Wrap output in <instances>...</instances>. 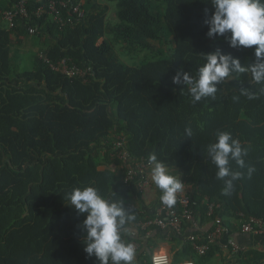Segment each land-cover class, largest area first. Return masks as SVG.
Wrapping results in <instances>:
<instances>
[{
	"label": "trees",
	"instance_id": "16d2710c",
	"mask_svg": "<svg viewBox=\"0 0 264 264\" xmlns=\"http://www.w3.org/2000/svg\"><path fill=\"white\" fill-rule=\"evenodd\" d=\"M20 1L0 0V264H98L83 251L79 225L84 217L64 199L77 187H96L105 198L124 201L136 217L126 225L127 242L139 244L135 234L163 232L137 227L153 220L155 212L131 205L132 191L138 200L144 193L124 183L125 171L112 155L116 136L124 138L130 159L155 153L173 169L172 175L184 183L194 221H209V233L219 224L226 229L204 256H197L188 240L178 256L203 260L225 249L238 264H264V255L246 259L248 255L229 244L233 234H245L241 222L251 216L264 220L262 85L245 74L218 85L215 100L193 104L187 88L172 83L178 70L195 75L206 62L203 55L217 49L247 66L255 61V46L231 49L225 37L206 35L210 0H104L102 5L95 0H53L54 11L49 0H25L33 34L19 20L9 29L2 17ZM108 3L116 7L109 38ZM73 6L83 11L81 19L72 13ZM24 37L38 50L34 69L20 72L11 66L10 47ZM116 47L126 62L117 58ZM44 59L54 65L67 59L88 77L69 79ZM241 88L257 98L241 95ZM188 125L191 138L184 135ZM221 131L248 150L244 169L232 165L243 175L227 196L221 194L224 182L215 178L217 168L207 155V146ZM248 166L255 168L251 178ZM211 204L215 207L208 216ZM182 221L183 236L192 225ZM201 243H208L205 237ZM139 245L135 264H149L151 255Z\"/></svg>",
	"mask_w": 264,
	"mask_h": 264
},
{
	"label": "clouds",
	"instance_id": "9594fccd",
	"mask_svg": "<svg viewBox=\"0 0 264 264\" xmlns=\"http://www.w3.org/2000/svg\"><path fill=\"white\" fill-rule=\"evenodd\" d=\"M210 4L213 11L204 21L208 27L206 35L209 38L225 37L231 49L255 46V61L245 66L230 53L217 49L203 55L206 62L195 75L178 70L172 83L186 87L193 104L204 98L215 100L218 85L245 74H250L252 83L262 85L260 91L264 93V0H210ZM240 93L248 99L257 98L247 88H241ZM193 134L191 125L186 126L185 137L191 138ZM215 136L216 141L207 146V155L217 168L215 178L224 182L221 194L227 196L231 194L234 182L243 175L232 165L244 169L248 150L229 132H217ZM147 162L151 180L161 193L160 202L168 208L173 207L176 194L183 190L184 183L169 174L168 167L155 153H149ZM254 171V167H247L248 178ZM111 196L116 197L113 191ZM64 199L77 215L84 217L79 228L84 234L83 251L88 257H95L98 264H135L136 249L124 236L129 231L126 225L136 217L121 198H105L99 189L87 186L73 188L65 193Z\"/></svg>",
	"mask_w": 264,
	"mask_h": 264
},
{
	"label": "built area",
	"instance_id": "2783aa9c",
	"mask_svg": "<svg viewBox=\"0 0 264 264\" xmlns=\"http://www.w3.org/2000/svg\"><path fill=\"white\" fill-rule=\"evenodd\" d=\"M25 0L20 1L14 6V8L6 10L2 13L4 21L8 24L9 29L15 27V22L17 20L22 21L23 25L26 27L30 34H33L35 28L30 24L27 11L24 7ZM62 4V3H61ZM50 9L55 10V2L49 0ZM73 14H76L78 18L83 17V11L79 9L78 6H73ZM58 22L61 20L58 18ZM42 59V56H40ZM44 61L48 62L47 59ZM49 63V62H48ZM49 67L69 79L81 78L86 81L88 74L83 69L75 66L74 64H69L67 59L59 60L56 65L49 63ZM113 158L121 162L122 168L125 171L124 183L133 184L138 192L144 193L146 189L150 187V167L148 166L147 159H130L128 151L125 147V140L122 137H115L112 148ZM176 203L178 207L168 208L164 205L158 210H155V218L151 221L140 223L137 227L141 231H148L149 227H157L161 231L167 233L171 236L181 237L183 234L182 219L187 220L191 223V230L196 231L199 228V222L194 221L191 212L189 211V199L185 196H179L176 198ZM214 205H208V216L212 214ZM179 209L182 211L180 215ZM240 231L245 234H264V220L258 217H249L245 222H241ZM226 232V229L220 224L207 235H200L199 233L193 232L186 239L191 243L192 249L197 256H204L211 244L218 242L221 235ZM148 233V232H147ZM146 233V234H147ZM202 236V237H201ZM205 237L208 243H201L202 238ZM136 249V253L139 250L137 243H132ZM229 244L233 247L234 251H237V246L230 240ZM149 264H172L170 257L163 253H154L151 255ZM177 264H194L192 261H183Z\"/></svg>",
	"mask_w": 264,
	"mask_h": 264
},
{
	"label": "crops",
	"instance_id": "0c3cea01",
	"mask_svg": "<svg viewBox=\"0 0 264 264\" xmlns=\"http://www.w3.org/2000/svg\"><path fill=\"white\" fill-rule=\"evenodd\" d=\"M85 1L86 0H82ZM104 168L101 167L100 170H103ZM111 171L116 173V168L111 167ZM169 174L172 175L171 172ZM174 175V174H173ZM176 176V175H174ZM118 178H121L119 176ZM151 180V176H150ZM136 189V188H135ZM133 190V189H132ZM137 190V189H136ZM131 193V205L134 207H137L138 209L145 210L148 213H153L155 210H158L161 208L162 203L160 202V191L156 188L154 183L151 180V187L148 188L146 192H144L143 196H141V200L136 198L135 196H138V193H135L132 191ZM176 196H185L184 194V188L181 192H178ZM233 222V221H232ZM212 228V224L209 223V221L205 220L202 222V224H199V228L196 231H192L191 229L185 230L184 235L181 237L177 236H171L164 233L165 232H151L149 231L145 236H137L138 243L143 244L144 247H146L149 255H152L154 253H163L167 254L170 257L172 264H177L183 261L180 256H178V253L181 251L184 241L192 234L193 232L199 233L200 235H206L210 232ZM131 233H136L134 230ZM130 233V234H131ZM225 241V240H224ZM231 241L239 248V252L241 254H246L248 257L246 259L252 258L253 254L255 253L257 256L264 255V234H239L235 233L233 236H231ZM138 247H140V245ZM223 244V243H222ZM238 252V253H239ZM250 254V255H249ZM138 254L136 255V259L138 258ZM191 260L194 264H238L236 257L229 254L228 251L225 249L216 252H213V254L209 255L207 258H204L201 260L200 257L193 256V259ZM264 263V260L262 261Z\"/></svg>",
	"mask_w": 264,
	"mask_h": 264
},
{
	"label": "rangeland",
	"instance_id": "374dc122",
	"mask_svg": "<svg viewBox=\"0 0 264 264\" xmlns=\"http://www.w3.org/2000/svg\"><path fill=\"white\" fill-rule=\"evenodd\" d=\"M99 4H104V0H95ZM109 5V11L107 13V20L109 21V28L107 30V37L110 35V29L112 28V24L116 21V7L114 3H108ZM157 12H160V10L157 8ZM161 25H163V22L161 21ZM153 45L157 46L156 43ZM11 55H10V63L13 68H16L20 72L24 71H32L34 69V56L36 55V52L38 50L37 45H34V42L31 38H23L22 43L20 45L17 44H11ZM115 53L117 55V58L121 61H127L126 57L123 56L120 48H115ZM173 169H168L169 172H172ZM177 177V176H176ZM178 178V177H177Z\"/></svg>",
	"mask_w": 264,
	"mask_h": 264
}]
</instances>
